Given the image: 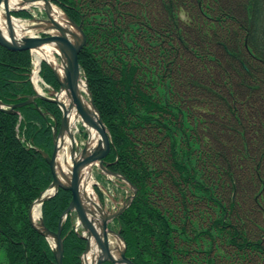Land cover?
Wrapping results in <instances>:
<instances>
[{
    "label": "trees",
    "instance_id": "trees-1",
    "mask_svg": "<svg viewBox=\"0 0 264 264\" xmlns=\"http://www.w3.org/2000/svg\"><path fill=\"white\" fill-rule=\"evenodd\" d=\"M46 1L84 32L78 62L111 138L106 166L136 190L109 226L126 258L264 264V0ZM31 63L0 46L4 107L34 95ZM39 75L59 89L43 62ZM53 119L58 107L41 100L0 111V264H55L28 220L53 180L39 153L52 152ZM71 199L58 190L42 204L49 231ZM74 222L62 224L63 264L85 250Z\"/></svg>",
    "mask_w": 264,
    "mask_h": 264
},
{
    "label": "water",
    "instance_id": "water-1",
    "mask_svg": "<svg viewBox=\"0 0 264 264\" xmlns=\"http://www.w3.org/2000/svg\"><path fill=\"white\" fill-rule=\"evenodd\" d=\"M9 2L10 0H0V19L5 23L6 29V33L3 34L0 24V46L10 52L35 54L36 50H42L47 45H53L58 51L62 70L59 75L55 67L42 59L41 61L52 70L59 90H52L48 98L36 93L26 101L10 106L7 110L4 109V105L0 101V111L7 114H12L16 109L23 106L34 105L37 99L57 106L61 114L59 122L56 119L53 120L51 155L49 156L42 151L39 152L49 166L53 180L47 190L42 192L30 206L29 223L38 234L52 243L55 264H63L61 230L63 222L70 213L75 214L77 223L82 229L80 238L86 243L85 250L80 257L81 264H87V255H90L94 260L91 264H133L125 256L126 244L120 236V232L108 229V223L118 218L126 210L131 199L135 196L136 190L124 178L106 168L105 158L110 152L111 138L94 105L87 81L78 62V57L86 45L84 32L79 25L63 13V24L55 21L50 14L53 5L49 1L20 0L18 9L10 8ZM36 2H41L44 5V8L40 10H43L46 19L32 20L33 24L28 26L26 34L16 38L11 13L26 11L29 8H25V5ZM28 31H39L44 36H26ZM81 82L84 83L82 93L87 99L88 109L84 108L81 102L79 90ZM63 94L69 99L68 106H65L60 100ZM72 112H76L79 116L82 123L81 130L86 133V139L82 143L76 139L75 132L69 126V117ZM89 128L94 129L99 136L98 143L93 147H91L93 140L90 137ZM60 155L63 156L62 164L59 160ZM94 167L109 177L121 179L131 189L132 195L127 197L122 206L115 212L104 209L101 203L94 202L91 195L86 192V179L91 178ZM59 189L69 191L72 200L58 221V230L51 232L45 227L42 218L38 219V223L34 222L32 212L35 206H41Z\"/></svg>",
    "mask_w": 264,
    "mask_h": 264
},
{
    "label": "bare ground",
    "instance_id": "bare-ground-1",
    "mask_svg": "<svg viewBox=\"0 0 264 264\" xmlns=\"http://www.w3.org/2000/svg\"><path fill=\"white\" fill-rule=\"evenodd\" d=\"M9 5H10V8H12V9H18L20 7V0H10ZM24 7L25 8L42 9V8H44V5L41 2L40 3L36 2L33 4L31 3L28 5H25ZM50 14L55 21H57L60 24H63V21H64L63 15L56 7H54V6L51 7ZM0 24H1V27L3 30V34H5L6 33L5 23H3V21L1 19H0ZM12 24L14 26V33H15L16 38H19V37L23 36L24 34H26V30L29 28L26 22L18 21L15 19H12ZM27 33H31V31L30 32L28 31ZM43 49L42 50H36V53H35L36 56L39 59H44L47 62H49L51 66L56 68L58 74L60 75L62 73V70L57 65L56 55L58 54V51H57L56 47H54L53 45H47ZM79 90H80V98H81V102L83 104V107L88 109L89 108L88 102L82 94V91L84 90V83L83 82L80 83ZM62 96L63 97H62V99L60 98V100L62 101V103L65 106H68L69 99L65 96V94H63ZM69 126L73 130V132H75V131L78 132L79 128L82 126L80 118L76 114V112H72L70 114ZM89 133H90V137L93 140V142H92L93 144L91 145V147H93L98 143L99 136H98L97 132L91 128H89ZM62 158H63V156L60 155L59 160H60L61 164H62ZM86 192H87V194L91 195V199L94 202H96L94 199L95 197L93 195V192L90 189V181L88 179H86ZM37 213L38 212L34 209V216H37ZM93 261L94 260L90 257V255H87L86 263L91 264Z\"/></svg>",
    "mask_w": 264,
    "mask_h": 264
},
{
    "label": "flooded vegetation",
    "instance_id": "flooded-vegetation-1",
    "mask_svg": "<svg viewBox=\"0 0 264 264\" xmlns=\"http://www.w3.org/2000/svg\"><path fill=\"white\" fill-rule=\"evenodd\" d=\"M115 189V190H114ZM108 192H109V196H107V197H105V196H103V198H102V200H103V202L107 205V206H110V198L109 197H115L114 196V193H116L117 195H119V194H122L123 195V197H126V196H128V193L125 191H122V190H120V188H118V187H116V188H113L112 186H110L109 188H108ZM117 197H119V196H117ZM117 197H115V198H117ZM122 200V199H121ZM120 206H121V204H119ZM110 207H113L114 208V206H113V204L111 203V206Z\"/></svg>",
    "mask_w": 264,
    "mask_h": 264
},
{
    "label": "rangeland",
    "instance_id": "rangeland-1",
    "mask_svg": "<svg viewBox=\"0 0 264 264\" xmlns=\"http://www.w3.org/2000/svg\"><path fill=\"white\" fill-rule=\"evenodd\" d=\"M28 11H30L31 13H32V15L34 16V18H39V19H45V16H44V14H43V11H40V10H38V9H30V10H28ZM28 23V22H27ZM31 24V23H30ZM95 178V177H94ZM94 178H92L91 179V182L93 183V182H96V180L94 179ZM110 179H112V178H110ZM91 189H92V191H93V193H94V197L97 199V201H98V198H97V195H96V193H95V191L93 190V186L91 187Z\"/></svg>",
    "mask_w": 264,
    "mask_h": 264
},
{
    "label": "built area",
    "instance_id": "built-area-1",
    "mask_svg": "<svg viewBox=\"0 0 264 264\" xmlns=\"http://www.w3.org/2000/svg\"><path fill=\"white\" fill-rule=\"evenodd\" d=\"M33 74H34V78H36L37 81H39V78L37 77V70H35Z\"/></svg>",
    "mask_w": 264,
    "mask_h": 264
}]
</instances>
